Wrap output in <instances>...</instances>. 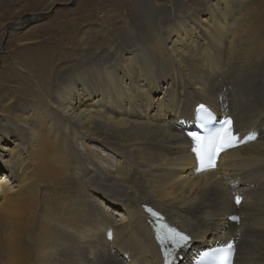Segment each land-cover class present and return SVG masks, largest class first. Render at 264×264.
I'll use <instances>...</instances> for the list:
<instances>
[{"label":"bare ground","instance_id":"obj_1","mask_svg":"<svg viewBox=\"0 0 264 264\" xmlns=\"http://www.w3.org/2000/svg\"><path fill=\"white\" fill-rule=\"evenodd\" d=\"M203 1L207 8L199 10L196 0L151 3L164 21L180 14L173 46L192 40L181 46L187 51L173 50L153 32L148 50L162 59L157 67L170 81L157 100L150 98L151 89L131 81L140 72L141 54L129 59L131 69L118 70L127 78L125 86L114 81L121 63L115 55L118 46L113 37L111 42L101 36L92 50L82 43L76 60L107 64L104 76L80 74L64 86L68 78L61 75L60 91L54 94L50 87L44 111L27 102L7 105V93L0 90V149L4 142L13 145L2 149L7 158L0 164L13 184L9 188V181L0 182V224L11 221L0 244V264H105L101 257L107 264H165L143 205L165 214L171 226L191 237L190 248L166 264H192L199 252L227 243L236 245L235 264H264V0ZM142 10L152 14L145 2ZM197 11L208 17L195 28L187 19L194 15L199 20ZM148 23L147 29L152 27ZM134 40L127 43L132 53ZM36 58L32 54V61ZM41 61L33 65L43 71L48 60ZM17 71L29 74L20 67ZM145 72L142 65L140 74ZM149 86L160 89L158 81ZM201 104L220 119L232 117L242 137L255 132L257 138L222 154L215 171L197 174L189 133L195 132V109ZM12 107L24 114L15 115ZM164 116L167 121L152 122ZM77 139L102 144L122 164L105 166L108 156L88 142L81 151ZM81 184L96 201L92 207L64 198ZM237 195L243 199L239 206ZM52 247L54 255L45 256Z\"/></svg>","mask_w":264,"mask_h":264},{"label":"rangeland","instance_id":"obj_2","mask_svg":"<svg viewBox=\"0 0 264 264\" xmlns=\"http://www.w3.org/2000/svg\"><path fill=\"white\" fill-rule=\"evenodd\" d=\"M142 2H145L150 7L152 11L151 15L146 16L144 14ZM204 2L203 0H196L195 3L198 10L206 6L203 5ZM208 2L216 4V0H208L206 3ZM151 3H153V0H0V90L3 93H7V99L5 98L4 101L8 100L6 101L7 105L9 103L21 104L27 102L33 109L42 112L46 109V102L48 101L51 89L54 94H58L60 91L59 78L61 75H67L68 78L64 86L69 81L76 80L80 74H94L95 71H98L101 72V77L104 76V69L107 64L102 67L97 63L84 64L83 61L76 60V55L80 51L81 44H86L87 49L92 50L99 36L103 38V41L110 40L112 42L113 40L118 46L115 48V55H117L116 59L121 63L116 65V73L118 75L115 76V82L120 86H125L124 83L128 82L126 80L127 78L119 75L118 70L124 73L123 70L125 69L122 67L125 65L130 66L129 59L132 55L141 54L138 57L140 58L138 61L146 68L145 73L147 76L140 74L142 73V65L136 63L140 67V72L134 74L135 77L131 80L132 83L134 82V85L139 88L151 89L149 96L153 100H157L158 97H163L170 81L167 79L163 80L161 72L157 67L162 62V59L148 50L151 46L148 42L152 38L153 32H155L156 37H161L166 48L173 50L181 48L187 51V48L181 46H187L185 43L192 40L190 36L186 42L173 46L177 38L174 31L179 27H175L174 24L181 20L179 19L181 18L180 14H175L173 16L175 19L164 21L165 18L162 19V16L158 17L157 13L154 12V7ZM164 10L167 9L165 8ZM164 13L166 14L167 12ZM198 15L199 20H193L194 15L187 19L195 28L201 25L200 21L208 17L207 12H199ZM148 21H152V27L149 29L146 28L147 26H151ZM216 21L223 24L220 16H217ZM165 26H170L169 30H165ZM216 29L213 28L212 32L215 33ZM186 30L189 29L186 28ZM180 35L182 36L181 33ZM200 36L201 34L199 33L197 38H200ZM222 36H217V40ZM128 39H135L134 41L139 45V47L137 44L133 45L137 46L136 51L133 53L132 51L134 50H128ZM107 44L111 43L108 42ZM99 46H102V44ZM32 54L39 61L42 60L41 63L48 60L45 70L42 71L41 68L33 65L37 58L32 61ZM114 66L115 64H113L112 68H116ZM17 67L28 70V76L21 75L20 71H17ZM131 68L132 66L129 69ZM152 81H158L160 89L151 88L149 84ZM109 86L113 88L112 82L109 83ZM94 99L95 97L91 98L92 102ZM76 100L77 98L72 96L71 102L76 103ZM123 105L126 108V105ZM120 109L123 112V107L120 106ZM11 110L17 116L24 114L20 108L15 109L12 107ZM151 113L150 116H146L150 118V121L154 118L151 117ZM163 114L161 112L158 115L162 117ZM171 117L173 116L171 115ZM166 118L167 116H164L163 119L160 118L162 121L154 120L152 122L160 124L161 122L167 121ZM7 122L10 123L8 120ZM32 126L36 127L35 124H32ZM11 141L13 140L11 139ZM14 141H16V137ZM77 142L79 149L83 152L86 149L85 142H88L92 147L99 149L101 153L108 156L110 162L106 164L102 162L111 169H115L118 165L120 166L122 164V162H119L122 161L119 155L112 152V150L104 151L102 144L98 142L82 139H77ZM6 146L12 147L13 145L5 142L1 145L0 164L2 165V161L7 158L5 155L7 152L2 150ZM0 174V182L9 181V188H12V180H10L8 173L2 169ZM78 174L80 175V173ZM79 188L84 189L81 184L74 188L73 193H70L73 191L71 190L67 195L65 194L64 198L66 197L67 201L72 197H74L73 199L78 198L82 204L90 205V207H92L93 203L96 204V201L92 200V197L90 200L87 196L88 193L86 190L81 191ZM65 189L68 191L67 188ZM68 195L72 197L70 198ZM114 214L116 216L114 215L113 218L118 220L119 215L117 214L119 212H114ZM2 216L6 217L5 213ZM10 226V220H5L4 224H0V244L2 243L3 236L10 230ZM116 244L119 245V241ZM53 246L55 245L53 244ZM54 253L55 250L52 247L49 248L45 256H53ZM102 259L104 260L102 261ZM111 259L113 260V258ZM100 260L107 264V259L105 260V258L101 257ZM183 260L184 257L180 261L182 262Z\"/></svg>","mask_w":264,"mask_h":264},{"label":"snow or ice","instance_id":"obj_3","mask_svg":"<svg viewBox=\"0 0 264 264\" xmlns=\"http://www.w3.org/2000/svg\"><path fill=\"white\" fill-rule=\"evenodd\" d=\"M196 119L203 127L214 120L215 117L204 104H201L198 106ZM219 123V127L207 128L204 135H200L196 132L189 133L192 140L191 151L197 160L196 172L215 168L217 166L216 160L220 153L257 138L255 132H251L247 136L241 138L235 131L231 117H225L224 120ZM241 199L242 198L237 195L235 197V202L240 204ZM147 211L158 220L163 219L159 213L154 212L151 208H148ZM230 219L236 222L239 221V217L236 216H232ZM110 235L111 234H109V236ZM157 239L162 247L167 244L172 245L171 249L165 248L164 254L165 257H168L176 249L186 247L191 238L185 233L178 231L176 228L162 223L157 229ZM234 252V245L232 243H227L224 247L213 248L204 252L203 257L207 264H217V262H220V264H232Z\"/></svg>","mask_w":264,"mask_h":264}]
</instances>
